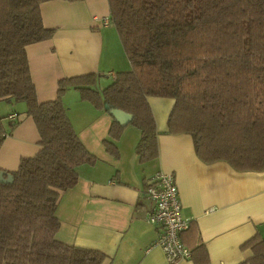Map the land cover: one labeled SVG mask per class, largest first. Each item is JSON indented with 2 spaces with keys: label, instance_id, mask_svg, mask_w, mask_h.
Masks as SVG:
<instances>
[{
  "label": "trees",
  "instance_id": "trees-1",
  "mask_svg": "<svg viewBox=\"0 0 264 264\" xmlns=\"http://www.w3.org/2000/svg\"><path fill=\"white\" fill-rule=\"evenodd\" d=\"M48 1L0 0V101L23 102L39 137L33 157L22 158L14 172L0 170L13 177L12 183L0 182V264L105 259L97 250L55 238L61 193L77 185L79 167L97 161L66 115L62 95L68 89L108 114L118 109L132 115L129 126L139 134L134 153L143 164L158 156L147 101L153 97L173 101L167 133L189 135L201 162L264 171V0H107L108 20L130 69L114 75L100 92L93 74L59 80L56 98L40 103L25 48L52 37L40 15ZM109 116L102 145L118 159L124 127ZM3 121L0 116V146L7 135ZM243 248L251 255L241 264H264V238L256 235ZM190 252L196 264H206L202 244Z\"/></svg>",
  "mask_w": 264,
  "mask_h": 264
},
{
  "label": "crops",
  "instance_id": "crops-1",
  "mask_svg": "<svg viewBox=\"0 0 264 264\" xmlns=\"http://www.w3.org/2000/svg\"><path fill=\"white\" fill-rule=\"evenodd\" d=\"M40 15L52 37L25 48L40 103L56 98L59 80L93 74L99 77L95 88L100 92L113 75L130 69L116 30L101 22L109 17L107 0H52L40 5ZM147 101L158 133V156L143 164L134 153L139 139L134 128L124 127L117 143L119 157L114 159L102 145L109 114L82 100L74 89L63 93L66 115L97 161L79 167L77 185L61 193L56 240L101 252L102 264H169L153 245L160 230L147 222L153 204L145 190L161 171L173 175L180 213L189 223L182 234L185 246L191 250L202 244L206 264L243 263L251 255L243 245L256 235L264 238V171L237 172L225 162H201L189 135L167 133L173 101L153 97ZM25 111L23 102L0 101L7 132L0 146L2 171H16L22 158L39 151L38 132ZM11 114L18 116L12 128L7 119ZM177 264L196 263L191 255Z\"/></svg>",
  "mask_w": 264,
  "mask_h": 264
},
{
  "label": "built area",
  "instance_id": "built-area-1",
  "mask_svg": "<svg viewBox=\"0 0 264 264\" xmlns=\"http://www.w3.org/2000/svg\"><path fill=\"white\" fill-rule=\"evenodd\" d=\"M101 22L103 25L109 24L108 19H103ZM17 119L16 114L8 116L10 122ZM145 196L153 204L147 216V222L160 230V234L153 245L161 249L169 264L189 260L191 252L181 240V236L188 229L189 223L181 216L178 189L173 175L161 171L157 172L154 175L153 184L146 188Z\"/></svg>",
  "mask_w": 264,
  "mask_h": 264
},
{
  "label": "water",
  "instance_id": "water-1",
  "mask_svg": "<svg viewBox=\"0 0 264 264\" xmlns=\"http://www.w3.org/2000/svg\"><path fill=\"white\" fill-rule=\"evenodd\" d=\"M109 114L121 127H125L126 125H128L132 119V115L127 114L118 109H110ZM12 181H13L12 175L5 174L3 172L0 173L1 183L9 184V183H12Z\"/></svg>",
  "mask_w": 264,
  "mask_h": 264
},
{
  "label": "rangeland",
  "instance_id": "rangeland-1",
  "mask_svg": "<svg viewBox=\"0 0 264 264\" xmlns=\"http://www.w3.org/2000/svg\"><path fill=\"white\" fill-rule=\"evenodd\" d=\"M112 78H114V76H112Z\"/></svg>",
  "mask_w": 264,
  "mask_h": 264
}]
</instances>
